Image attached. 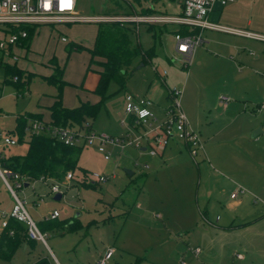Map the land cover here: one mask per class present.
<instances>
[{"label":"rangeland","instance_id":"1","mask_svg":"<svg viewBox=\"0 0 264 264\" xmlns=\"http://www.w3.org/2000/svg\"><path fill=\"white\" fill-rule=\"evenodd\" d=\"M152 6L165 13L181 9L179 0H79L78 4L86 15L145 13L143 9ZM220 23L241 24L245 30L264 34V0H229ZM62 25L69 42H61L59 33L42 27L33 37L30 59L17 64L33 73L23 95L6 81V65L0 64V110L7 116L0 119L2 132L16 130L15 115L43 113L50 118L46 107L59 90L43 75L56 74L60 80L50 64L54 57L63 78L73 84L63 89L65 106L75 107L86 96L74 84L88 88L97 84L98 75L87 71L89 51L77 46L93 47L98 24ZM170 27L136 24L133 46H155L157 56L145 65L141 56L136 57L127 68L124 90L117 92L113 82V95L86 124L115 136L126 134L131 126L122 123L126 95H147L149 87L160 82L159 72L167 70L169 86L181 90L182 108L204 150L195 159L185 150L162 159L141 150L146 146L143 141L140 147H109L111 157L105 160L95 146L84 147L79 164L90 175L76 171L77 178L70 183L65 176L59 183L64 190L61 199L55 198L51 182L38 180L24 192L18 190L37 223L57 210L60 217L51 223L59 221L63 227L44 232L39 226L45 242L31 239L33 248L23 242L11 261L0 259V264H30L39 251L52 264H99L111 250L104 264H264V220L260 219L264 216V41L206 30L207 43L197 47L188 67H182ZM168 93L160 106H170ZM223 94L232 97L227 107L220 103ZM182 142L174 137L168 146L184 148ZM27 150L26 141L3 152L24 155ZM92 172L109 179L95 182ZM239 187L245 193L233 199ZM11 198L0 179V200L8 204ZM6 209L0 207V231L10 206ZM70 222H75V230H69Z\"/></svg>","mask_w":264,"mask_h":264},{"label":"built area","instance_id":"2","mask_svg":"<svg viewBox=\"0 0 264 264\" xmlns=\"http://www.w3.org/2000/svg\"><path fill=\"white\" fill-rule=\"evenodd\" d=\"M229 0H183L179 12H145L133 11L129 14L115 15H86L78 8L79 0H0V64L16 63L21 55L17 50L27 49L29 45L30 29H38L41 26H58L62 24H84V23H106L122 22L132 24H150L154 26H174V41L177 58L181 61L182 67L191 64L197 47L205 42L204 32L206 30L231 31L243 36L264 41L263 34H257L248 30H240L223 26L211 20L210 15L217 4L225 6ZM63 42L68 38L63 36ZM160 78L167 85L168 71L159 72ZM182 92L178 88H169L171 104L165 108V119L157 123L158 118L153 110L154 101L147 96H134L128 94L125 97V116L123 124H130L126 134L115 136L106 131L92 129L89 124L83 126H71L55 124L42 118L27 117L25 137L39 134H48L54 140L69 146H95L104 155L105 160H110L111 152L109 147L125 149L128 146L140 147L143 141L146 142V150L152 156L161 157L170 141L174 137L183 140L189 147L190 155L195 159L204 145L198 132L190 126L187 115L181 105ZM232 97L226 94L220 96V103L227 107ZM264 108V105L262 106ZM18 117V115H15ZM6 117L0 111V119ZM156 123V124H155ZM143 129L144 133L139 130ZM131 131L136 132L132 137ZM20 143L19 137L10 131L6 133L0 130V177L8 188L14 205L8 214L28 227L29 235L35 239H44L37 222L33 219L27 209L26 197H21L18 190L24 192L25 188L38 181H30L29 178L13 169L5 167L2 163L7 155L3 151L15 147ZM95 182H106L109 178L106 174L99 172L91 173ZM73 172H68L65 182L73 180ZM39 181L52 183L51 191L55 194H63L64 190L59 183L49 178H41ZM245 193V189L239 187L232 198ZM6 217L7 214L4 213ZM60 216L55 210L47 219H56ZM7 226V218L2 221V227ZM108 255L99 264H104ZM196 254L200 248H195Z\"/></svg>","mask_w":264,"mask_h":264},{"label":"trees","instance_id":"3","mask_svg":"<svg viewBox=\"0 0 264 264\" xmlns=\"http://www.w3.org/2000/svg\"><path fill=\"white\" fill-rule=\"evenodd\" d=\"M143 11L151 12L153 10L149 7L144 8ZM161 29L160 31H162ZM36 31V29H30L29 45ZM133 34H136V24L122 22L100 23L98 24L94 46L92 48H87L84 45L77 46L78 50L87 49L91 54L88 69H91L93 65L98 67L100 80L93 91L99 97V101L96 103L81 101L75 107L65 106L63 103V89L69 83L64 80L63 69L59 66L56 57L51 60L50 64L60 76V80L55 79L56 74L43 76L49 83L58 86L59 90V93L55 96L54 103L48 107L51 115V120L49 121L60 125L83 126L87 118L97 116L103 104L113 95L110 92V86L113 82L118 86L117 92L124 90L128 74L127 68L136 57L141 56V63L144 65L153 63L157 56L155 46L146 49L139 44L138 46H133L131 40ZM5 65L8 76L6 81L15 86L19 95L26 93L33 73L20 68L17 62ZM27 117L44 119L41 114L37 113L18 115L16 118V130L11 133L19 137L20 143L27 141L28 150L24 155H7L2 161L5 167L27 176L30 181L49 178L54 182L61 183L68 172H73V180H75L77 178L76 171L90 175L79 164L83 146L66 145L54 140L45 133L32 135L26 140ZM55 220H58V218L47 219L46 217L41 222H38V227L40 226L44 232L62 228L64 223L59 221L56 224L51 223V221ZM68 228L69 230H75V222H70ZM31 239L35 238L30 237L28 227L24 223L13 217H8L7 226L0 231V259L11 261L23 242H28L33 248ZM30 264H52V262L49 256L43 255Z\"/></svg>","mask_w":264,"mask_h":264},{"label":"crops","instance_id":"4","mask_svg":"<svg viewBox=\"0 0 264 264\" xmlns=\"http://www.w3.org/2000/svg\"><path fill=\"white\" fill-rule=\"evenodd\" d=\"M182 2H183V0H179V5H180V8L182 7ZM229 2V1H228ZM227 5H228V3L225 5V6H222V5H220V4H217V6H216V8H215V10L212 12V14L210 15V18H211V20L212 21H214V22H216V23H218V24H221V25H223V26H228V27H231V28H235V29H240V30H245V29H243L242 27H240V25L241 24H237L238 26H234V25H232V24H230V25H224V24H222V23H220V20H221V18L223 17V13H224V11L226 10V7H227ZM181 10V9H180ZM180 10H178V11H175V12H179ZM62 26H64V25H58V26H55V27H52V26H41V27H39L38 29H37V31H36V34L38 33V31H39V29H41L42 27H49V29H50V31H51V33H59V40L61 41V42H63L62 41V37L63 36H65V37H67L66 35H65V33L63 32V30L61 29V27ZM170 29L172 30L171 32L172 33H174V31H175V27L173 26V27H170ZM98 30V29H97ZM249 31V30H248ZM252 32V31H251ZM255 33V32H254ZM35 34V35H36ZM257 34H260V33H257ZM34 35V36H35ZM264 35V34H263ZM247 37V36H246ZM204 38H205V42H204V44L205 43H207V40H206V36H205V32H204ZM253 39H255V38H253ZM32 40H33V38H32ZM32 40H31V42H30V45L28 46V48L27 49H24V50H22V49H19V50H17V52H18V54H20L21 55V57H20V60L17 62V64L20 62V61H22V60H25V61H27V60H29L30 59V55L32 54V52H34L33 51V49H32ZM67 42H69V39H68V41ZM67 42H63V43H67ZM204 44L202 45V46H204ZM93 46H94V44H93ZM92 48V47H91ZM197 50V49H196ZM174 51H175V53H176V50H175V45H174ZM196 52V51H195ZM89 55H90V59H91V54H90V52H89ZM176 57H177V53H176ZM89 63H90V60H89V62H88V64H87V71L88 72H95L97 75H98V82H97V84L95 85V86H92V87H90V88H88V87H85V84L84 83H82L80 86H77L76 84H74L77 88H79V89H81V91H83V92H85V94H86V96L83 98V99H81L80 100V102L82 101V102H91V103H96V102H98L99 101V97L96 95V98H90V96L92 95V94H95L93 91L96 89V87H97V85H98V83H99V80H100V74L98 73V67L97 66H95V65H93V67L91 68V69H88V66H89ZM49 73H52L51 72V70H49ZM158 73V72H157ZM43 76H45V75H43ZM160 76V75H159ZM64 80H66V79H64ZM67 81V80H66ZM166 81H167V78H166ZM68 82V81H67ZM161 82V83H160ZM160 82L158 83H154L153 85H151L150 87H149V90L147 91V95H145V96H147V97H150L153 101H154V106H153V110H154V112H155V114H156V116H157V118H158V121H157V123H160V122H162L164 119H165V108H166V106L164 107V106H160L159 105V102H160V100H162V98L165 96V95H167V91L169 92V88H170V86H169V83H168V81H167V85L162 81V79L160 78ZM69 83V85H73L72 83H70V82H68ZM163 86H165L166 87V89H167V91H166V89H164V87ZM89 94V95H88ZM168 95H169V93H168ZM169 97V96H168ZM167 97V98H168ZM170 98V97H169ZM168 98V99H169ZM54 101H55V97H53V101H52V103L50 104V105H48L46 108H48V107H50L53 103H54ZM156 107H158L160 110H157V108ZM1 111V110H0ZM49 111V110H48ZM2 112V111H1ZM50 113V112H49ZM38 114H41L42 115V117L45 119V116H44V114L43 113H38ZM7 117V116H6ZM50 118H46L45 120L46 121H49V120H51V115L49 116ZM4 118V117H3ZM2 119V118H1ZM156 124V123H155ZM136 133V132H135ZM183 143V142H182ZM183 145H184V148L183 147H181L179 144H176V146H171L170 148H169V146L166 148V150H165V152H164V154L161 156L162 157V159H164L165 157H168V158H173V157H175V156H177L178 154H183V153H186L185 151H187V153H189L190 154V152H189V147H188V145L184 142L183 143ZM143 148H145V147H143ZM141 150H146V148L145 149H142L141 148ZM185 150V151H184ZM160 157V158H161ZM192 157V156H191ZM133 172V171H132ZM128 173V172H127ZM135 173L133 172V175H134ZM132 176V175H131ZM0 179L2 180V178L0 177ZM3 181V180H2ZM3 183H4V181H3ZM5 184V183H4ZM6 186V185H5ZM11 195V194H10ZM12 197V196H11ZM237 198V197H236ZM236 198H233V199H236ZM11 203H12V207H13V205H14V201H13V198H11V202L10 203H6L5 204V201L2 199V200H0V207H3V210H7L6 209V206H7V208H8V206H10V211H11V209H12V207H11ZM233 203H236V204H239L240 203V201H237V202H233ZM60 217V216H59ZM58 217V218H59ZM260 219H262V220H264V216H262V218H260ZM38 224V223H37ZM3 228V227H2ZM261 233H263V235H264V230L261 232ZM44 242H45V240H44ZM199 248V247H198ZM200 253H201V250H200ZM39 256H43V255H41V252L39 251V253H38V257ZM37 257V258H38ZM37 260V259H36ZM35 260V261H36ZM183 264H186V263H184L183 262Z\"/></svg>","mask_w":264,"mask_h":264},{"label":"water","instance_id":"5","mask_svg":"<svg viewBox=\"0 0 264 264\" xmlns=\"http://www.w3.org/2000/svg\"><path fill=\"white\" fill-rule=\"evenodd\" d=\"M260 132H261V129L256 131L254 136H257L258 133H260ZM142 149H145V148H142ZM126 171L128 172L129 175H133V172L131 170H126ZM55 198L56 199H61L62 198V194L61 193L56 194Z\"/></svg>","mask_w":264,"mask_h":264}]
</instances>
